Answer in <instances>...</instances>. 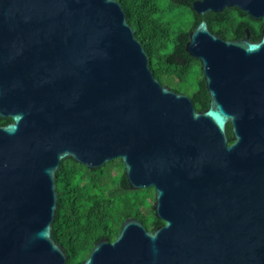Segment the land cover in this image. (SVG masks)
Here are the masks:
<instances>
[{
  "label": "water",
  "instance_id": "water-1",
  "mask_svg": "<svg viewBox=\"0 0 264 264\" xmlns=\"http://www.w3.org/2000/svg\"><path fill=\"white\" fill-rule=\"evenodd\" d=\"M192 6L264 19V0ZM246 32L227 39L206 20L190 32L210 95L200 111L155 76L118 0H0V116L12 119L0 125V264H68L53 224L69 157L90 169L121 158L164 220L128 217L82 264H264V23L259 40Z\"/></svg>",
  "mask_w": 264,
  "mask_h": 264
},
{
  "label": "trees",
  "instance_id": "trees-1",
  "mask_svg": "<svg viewBox=\"0 0 264 264\" xmlns=\"http://www.w3.org/2000/svg\"><path fill=\"white\" fill-rule=\"evenodd\" d=\"M118 1L146 48L155 76L175 91L190 95L200 111L208 108L210 95L201 61L186 50L190 32L206 20L210 30L227 39L244 38L247 28L252 40H259L262 34L264 19L255 20L236 7L200 15L193 9L195 0ZM11 120L0 116V125ZM227 130L232 138L231 128ZM56 182L59 206L53 236L63 243L68 264H82L101 238L114 240L130 216L140 219L149 230L164 223L154 211L155 188L130 189L121 158L96 169L74 158L63 159Z\"/></svg>",
  "mask_w": 264,
  "mask_h": 264
},
{
  "label": "flooded vegetation",
  "instance_id": "flooded-vegetation-1",
  "mask_svg": "<svg viewBox=\"0 0 264 264\" xmlns=\"http://www.w3.org/2000/svg\"><path fill=\"white\" fill-rule=\"evenodd\" d=\"M169 86H170V85H169ZM170 87H171V86H170ZM171 88H172V87H171ZM173 90H174V89H173ZM228 127H230V128H231V124H230V123L228 124ZM231 131H232V130H231Z\"/></svg>",
  "mask_w": 264,
  "mask_h": 264
}]
</instances>
